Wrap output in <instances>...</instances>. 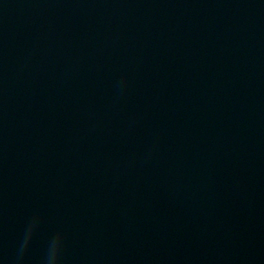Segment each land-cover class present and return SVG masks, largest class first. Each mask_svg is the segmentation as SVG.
Segmentation results:
<instances>
[{
  "label": "water",
  "instance_id": "obj_1",
  "mask_svg": "<svg viewBox=\"0 0 264 264\" xmlns=\"http://www.w3.org/2000/svg\"><path fill=\"white\" fill-rule=\"evenodd\" d=\"M0 264H264V0H0Z\"/></svg>",
  "mask_w": 264,
  "mask_h": 264
}]
</instances>
